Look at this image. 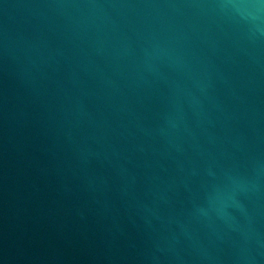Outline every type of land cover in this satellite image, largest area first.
Returning a JSON list of instances; mask_svg holds the SVG:
<instances>
[{"label": "water", "instance_id": "water-1", "mask_svg": "<svg viewBox=\"0 0 264 264\" xmlns=\"http://www.w3.org/2000/svg\"><path fill=\"white\" fill-rule=\"evenodd\" d=\"M0 264H264V3L0 0Z\"/></svg>", "mask_w": 264, "mask_h": 264}, {"label": "clouds", "instance_id": "clouds-1", "mask_svg": "<svg viewBox=\"0 0 264 264\" xmlns=\"http://www.w3.org/2000/svg\"><path fill=\"white\" fill-rule=\"evenodd\" d=\"M262 3H264V0H261Z\"/></svg>", "mask_w": 264, "mask_h": 264}]
</instances>
